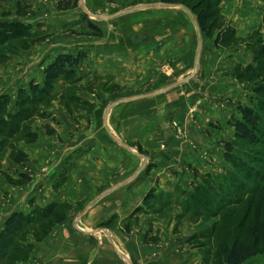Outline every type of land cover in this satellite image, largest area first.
<instances>
[{"label": "rangeland", "instance_id": "374dc122", "mask_svg": "<svg viewBox=\"0 0 264 264\" xmlns=\"http://www.w3.org/2000/svg\"><path fill=\"white\" fill-rule=\"evenodd\" d=\"M73 1L0 0V98L6 95L9 99L3 117H7L8 111L15 113L23 108L18 105L19 101L26 95H34L29 89L30 83H43V70L58 53H85L73 74L59 77L54 88L35 105V114L21 123V132L9 140L0 138V232L6 218L14 211L25 213L30 221L11 237L9 245L0 242V264H28L36 243L49 239L58 224L83 210L85 202H45L41 197L35 198L37 191L33 183L36 174L48 171L47 165L50 166L51 153L56 147L71 145L73 137H80L90 127L88 117L96 101L106 100L109 109L121 97L161 90L180 96L186 121L194 125L196 131L191 140L182 122L175 117L169 119L174 137L186 140L189 151L183 157H174L168 166L172 185L165 188L156 183L152 186L154 196L145 200L148 190L140 205L125 218L122 228L129 232L131 224L125 221L140 214L138 237L140 243L149 248L146 259L160 257L165 246L172 243L176 245V253L182 255L185 251L186 256L196 259V264H217V252L222 245L230 243L234 235L244 237L257 227L256 235L263 240L260 253L244 264H264V92L256 95L254 91L256 84L264 81L261 68L264 58L260 64L253 55L260 41L264 43V0H179L177 3L92 0L98 4L92 10L85 6V3L92 5L90 0H78L72 7ZM80 3L92 15L85 14ZM147 3H156L147 8V13L157 18L162 16L165 21L183 7L196 26L187 14L192 24L188 34L197 35L193 42H186L185 49L182 47L187 58L157 56V49L154 56L145 57L137 65L128 59L126 65L138 67L133 73H138L139 79L129 74L124 77L134 80L126 82L127 78H120L122 74L116 73L115 68V63L125 62L126 58L101 62L98 56L105 49L98 48L99 43L92 50L81 47L85 41L103 38L115 31L114 20L110 24L104 21L116 16L120 19L123 15L120 8L131 10ZM66 5L67 8H62ZM201 9L212 13L204 30L197 22ZM147 13L128 14L124 19L136 20ZM224 29L232 36L216 44V36ZM130 68L127 70L131 71ZM239 105H253L258 109L259 126L263 131L259 141L249 142L234 136L230 121L240 117ZM27 132L36 134V138L30 140ZM22 146L47 147L49 157L42 167L37 163L27 164L28 156L20 149ZM135 146V150L143 152L140 145ZM17 149L23 151L24 156L15 165L9 159L16 156ZM243 161L249 167L234 166ZM63 170L58 176L59 183L66 177ZM28 187L30 192H26ZM209 187L214 189L207 192ZM196 188L199 192L205 191L210 201L203 204L190 200ZM14 195L23 199L31 197V203L26 205L23 200L18 209L11 210L18 203L9 206L8 200ZM52 202L57 206L42 218L38 209ZM147 223L148 228H143Z\"/></svg>", "mask_w": 264, "mask_h": 264}, {"label": "crops", "instance_id": "0c3cea01", "mask_svg": "<svg viewBox=\"0 0 264 264\" xmlns=\"http://www.w3.org/2000/svg\"><path fill=\"white\" fill-rule=\"evenodd\" d=\"M92 2V5L85 3L88 10L98 6ZM154 4H142L131 10L120 8L119 12L123 13L120 19L116 16L104 21L110 24L114 20L116 30L103 38L85 41L82 50H92L99 43L98 48L105 49L98 56L101 62L126 58L125 62L117 60L116 73L122 74L120 78L133 74L137 80L138 73L134 74L133 70L138 67L134 65L132 69L126 65L128 59L137 65L145 57L154 56L157 49V56L187 58L182 47L185 49L186 42H193L197 35L188 34L192 24L196 27L194 21L181 6L184 13L180 9L167 21L162 16H150L147 8ZM136 12H146L147 15L136 20L124 19L125 15H136ZM129 79L134 80L128 77L125 81ZM106 104V100L96 101L88 117L90 127L80 137H73L71 145L56 147L51 153L48 171L36 174L33 183L37 191L35 198L41 197L45 202L79 201L85 205L83 210L72 213L58 224L49 239L36 243L28 264H196V259L192 255L186 256L185 251L182 255L176 253V245L172 243L165 246L160 257L146 259L149 248L139 241L138 213L125 221L131 224L129 232L122 228L125 218L140 205L152 186L156 183L165 188L172 185L168 166L174 157H183L189 151L186 140L174 137L169 123L171 117L177 118L188 138L193 137L196 128L186 121L184 102L178 94L174 97L170 91L161 90L121 97L109 109ZM136 144L141 146L142 153L133 148ZM37 147L22 146L20 149L27 153L28 160L34 158L31 162L27 160V164L37 163L42 167L49 151L47 147ZM62 169L66 177L59 183ZM187 174L189 172H185ZM26 190L30 192L31 189ZM30 198H15L14 195L8 204L13 206L18 201L11 209L16 210L23 200L26 205L30 204ZM111 218L114 220L109 224L99 226ZM148 226L147 223L142 227L147 229Z\"/></svg>", "mask_w": 264, "mask_h": 264}, {"label": "trees", "instance_id": "16d2710c", "mask_svg": "<svg viewBox=\"0 0 264 264\" xmlns=\"http://www.w3.org/2000/svg\"><path fill=\"white\" fill-rule=\"evenodd\" d=\"M78 0H74L72 7L77 4ZM168 3H177L179 0H163ZM62 8H67L66 6H62ZM212 17V13L201 9L197 14V22L201 30H204L205 22L209 18ZM88 25L96 29V27L88 22ZM232 36L229 33V30H221L215 38L216 44H219L225 40V38H230ZM254 58L258 60L260 64H262L261 60L264 58V43L260 41L257 49H254ZM85 58L84 52H78L76 54L61 52L58 53L52 61H50L43 70L44 80L41 85L31 82L29 85V89L31 93L34 94L32 97L24 96L18 103L20 108L15 113L9 112L7 113V117H3L2 112L5 109V105L8 102V98L6 95L0 98L2 105L0 106V138L1 140L6 139L9 140L14 136L18 135L21 132V123L26 122L30 119L36 112L35 105L39 103L45 95L54 88L55 81L61 76H70L76 70V68L81 64V62ZM262 70H264V64L261 65ZM264 80V75H263ZM256 95L264 92V81L260 84H256L254 89ZM24 105L29 106V108L24 107ZM261 107V106H260ZM259 107V110H261ZM239 116L235 117L230 121V124L234 128V136L243 140H248L249 142H257L259 141V135L263 132L260 129L261 116L259 114L258 109L255 106L248 105H239L238 106ZM30 140H34L36 138V134L32 132L26 133ZM10 146V145H9ZM11 147V146H10ZM2 149V148H1ZM16 156L14 158H10L9 161L11 163H19L21 162L24 152L20 149L15 150ZM228 158V157H227ZM232 162H235L234 159L229 157ZM237 165L239 167H249L246 162H240L239 164L234 163V166ZM236 167V166H235ZM22 177H27L21 173ZM198 188V187H197ZM196 188V193H194L190 200L194 199L195 202L202 201L205 204L206 201H210L211 197L206 194L205 191H200ZM207 189V192H210L211 188ZM154 196V189H150L145 195V200ZM57 206V203H50L43 209H38L39 215L43 218L46 215H50L53 209ZM250 212V208H248ZM244 219H247V216H244ZM30 223L28 219V215L21 211H14L8 215L4 222V227L0 232V242L6 246L9 245L12 241L11 237L14 234L18 233L22 230L24 224ZM258 228L254 227L250 229L244 237H240L238 234L234 235L232 241L228 244L222 245L217 252V264H244L248 259L254 256L259 252V246H261V240L258 235ZM263 241V240H262ZM261 251V250H260ZM264 253V252H263Z\"/></svg>", "mask_w": 264, "mask_h": 264}, {"label": "water", "instance_id": "95a60500", "mask_svg": "<svg viewBox=\"0 0 264 264\" xmlns=\"http://www.w3.org/2000/svg\"><path fill=\"white\" fill-rule=\"evenodd\" d=\"M169 5H174V4H169ZM80 7H81V9H82V11L85 13V14H87V15H92L91 13H89L86 9H85V7H84V5L82 4V3H80ZM117 140V139H116ZM118 141V140H117ZM119 143H121L120 141H118ZM122 145H124L123 143H121ZM127 147V146H126Z\"/></svg>", "mask_w": 264, "mask_h": 264}]
</instances>
